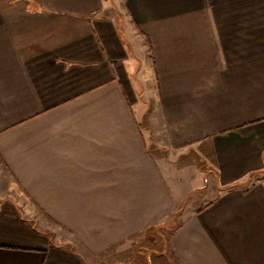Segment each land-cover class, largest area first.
I'll return each instance as SVG.
<instances>
[{"label":"crops","instance_id":"obj_1","mask_svg":"<svg viewBox=\"0 0 264 264\" xmlns=\"http://www.w3.org/2000/svg\"><path fill=\"white\" fill-rule=\"evenodd\" d=\"M0 264H264V0H0Z\"/></svg>","mask_w":264,"mask_h":264},{"label":"rangeland","instance_id":"obj_2","mask_svg":"<svg viewBox=\"0 0 264 264\" xmlns=\"http://www.w3.org/2000/svg\"><path fill=\"white\" fill-rule=\"evenodd\" d=\"M203 163H204V166H208V165H206L205 162H203ZM202 165H203V164H202ZM207 180H208V179H207ZM207 180L205 179L204 184L207 183ZM212 190H213V188L210 187L208 190H206V192H204L202 195L198 196V197L194 200V203H197V202H204L205 200L212 198V196H213V192H212Z\"/></svg>","mask_w":264,"mask_h":264}]
</instances>
